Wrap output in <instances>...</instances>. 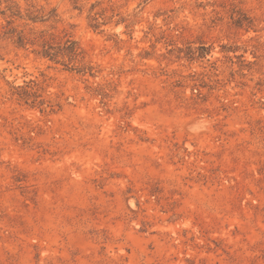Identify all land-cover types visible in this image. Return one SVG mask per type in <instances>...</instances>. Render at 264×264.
Here are the masks:
<instances>
[{"label": "rangeland", "instance_id": "1", "mask_svg": "<svg viewBox=\"0 0 264 264\" xmlns=\"http://www.w3.org/2000/svg\"><path fill=\"white\" fill-rule=\"evenodd\" d=\"M0 264H264V0H0Z\"/></svg>", "mask_w": 264, "mask_h": 264}]
</instances>
